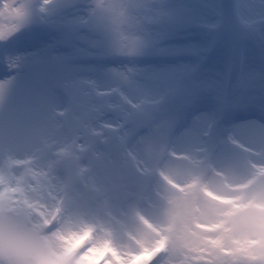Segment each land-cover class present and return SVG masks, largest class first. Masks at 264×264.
Wrapping results in <instances>:
<instances>
[{
  "label": "rangeland",
  "instance_id": "obj_1",
  "mask_svg": "<svg viewBox=\"0 0 264 264\" xmlns=\"http://www.w3.org/2000/svg\"><path fill=\"white\" fill-rule=\"evenodd\" d=\"M211 1L206 10L204 6L209 0H152L154 14L158 12L160 15L148 26L145 45L136 54L124 56L132 59L163 54L200 57L207 47L205 43L209 41V34L203 32L207 35L206 41L198 50L186 48L183 46L186 43L180 38L201 31L200 25H216L217 5L215 0ZM12 2L9 0V3ZM17 2L26 6L28 18L20 22L17 29L6 14L0 20V46L13 35L33 26L44 27L48 31L41 37L45 39L41 43L43 47L37 48L36 42L40 40H34L10 54L0 75V100L17 103L15 109L28 117L25 123L11 115L9 107L0 108V186L3 185L5 165L19 163L23 158L34 159L32 171L22 172L28 181L18 187L14 182L10 183L14 195L8 197L6 204L22 201L25 212L30 211L35 216L17 215L4 204L0 206V224L39 240L49 255L55 257L57 264L79 262L77 256L69 261L66 249L77 243L80 234L86 230L94 231L97 241L110 239L117 247L126 249L137 241L147 239L149 230L156 232L168 225L170 220L180 217L184 198L176 197V202H173L176 206L171 205L170 208L168 190L172 188L152 174L151 167L158 153H155L157 149L154 153L153 148L148 149L149 135L161 133V142L164 141L181 115L192 116L193 111L203 108L201 104L209 102L208 98L215 99L217 107L214 115L219 110L226 113V117L221 116L226 118L224 123L245 113L264 116V18L252 17L258 0H228L230 10L220 21V26H216L220 38L217 41L218 51L203 69L193 63L183 67L152 69L127 64L117 70H109L104 64L91 66L79 62L88 58L121 55L116 51L128 45L124 37L133 31L132 20L126 10L135 8L138 0H52L49 4H45L44 0ZM90 3L106 14L110 24L108 34L85 27L84 21L89 20ZM246 5L252 11L245 15L241 8ZM208 10H211L212 16H206ZM170 38H179V41L169 48L167 40ZM241 41L249 44L245 69L231 97L222 101L221 71L226 53L236 56L238 45L244 44ZM173 70H178V81L167 88L165 85L169 81L160 75L170 74ZM212 74L217 78L216 94L208 90ZM12 87L16 89L11 91ZM104 91L109 93L103 95ZM83 107L89 111V117L82 115ZM200 113L190 120L182 136L193 131L196 140L200 141L199 135L206 124V115L202 111ZM104 116L105 119L102 118ZM87 122L91 123L93 134L102 131V136L91 133L92 138L86 137ZM198 122L201 123L197 125L202 126L194 131ZM139 130L145 131L136 136ZM183 141L184 137L181 141L177 139L171 158L161 170L166 176L164 181L170 180L172 185L188 183L193 175L182 176L183 168L177 162L183 159L176 160L177 156H188L189 163L199 165L198 174L203 171L205 155L201 156L198 152L203 145L188 143L185 147L182 146ZM122 144L127 145V152L121 151ZM193 145L196 156L190 155ZM77 158L83 159L81 166L75 164ZM54 165L57 168L52 171ZM132 167L137 172L146 171L147 175L140 177ZM86 169L91 176L88 177L87 187L80 188L76 183L77 176ZM114 170L116 177L112 176ZM149 178L159 183H154L148 195L143 197L142 185ZM245 178L246 175L235 182H242ZM67 186L71 199L67 202L66 213L57 231L50 233L61 235L62 241L52 239L54 236L50 234L41 239L38 234L45 231L41 230L44 224L51 223L58 196ZM248 197L250 195L245 200ZM169 209L172 214H169ZM36 216L40 218L39 222ZM139 216L146 227L139 223ZM211 219H221V216L208 220ZM250 220L260 230L256 231L253 225L252 229H243L239 235L250 234L258 239L264 234V217L250 216ZM232 223L228 222V229L233 226ZM223 243L229 246L224 240ZM258 250L264 255L262 249ZM97 255L93 253L86 264H96ZM162 264H169V257H165Z\"/></svg>",
  "mask_w": 264,
  "mask_h": 264
},
{
  "label": "snow or ice",
  "instance_id": "obj_2",
  "mask_svg": "<svg viewBox=\"0 0 264 264\" xmlns=\"http://www.w3.org/2000/svg\"><path fill=\"white\" fill-rule=\"evenodd\" d=\"M52 0H44L45 4ZM152 0H138L135 8L127 9L126 14L132 20L133 31L124 37L128 41L125 48L116 51L121 55H134L145 45V33L148 26L155 22L159 13L153 12ZM43 11V8H39ZM6 14L12 20V25L17 29L20 22L28 18L29 13L26 6L13 0H0V20ZM89 20L84 21L85 27L101 34L109 33L110 24L106 14L98 10L90 3L88 8ZM12 26V27H13ZM10 27V28H12ZM141 87L140 85H135ZM163 102V98H161ZM206 143L198 152L203 153L208 158H216L226 151L228 146L240 147L233 133L229 132L219 142H212L209 134H206ZM216 175H223L217 171ZM3 186H0L2 188ZM179 187L185 190L187 200L181 210L180 217L173 219L163 228H158L156 232H150L147 239L135 242L132 246L121 249L114 245L110 239L97 241L94 231L87 232L86 239L74 249H66V254H75L79 264H86L88 258L93 253H97L96 264H154L161 255L169 257V264H264V255L260 254L258 248L250 249L247 241L252 240L258 245L254 237L250 234H242L231 237V244L226 246L223 243L224 233L228 232V221L222 219H204L202 213L197 208V201L192 198L191 193L200 191L199 177L197 176L188 184H180ZM218 200L227 199L226 194L211 193ZM9 211L17 215H33L25 212L22 201L14 204L9 201L4 205ZM171 208V205L169 206ZM39 222L40 218L35 217ZM57 227L54 221L48 228L54 231ZM82 237L85 233L80 234ZM102 253V254H101Z\"/></svg>",
  "mask_w": 264,
  "mask_h": 264
},
{
  "label": "bare ground",
  "instance_id": "obj_3",
  "mask_svg": "<svg viewBox=\"0 0 264 264\" xmlns=\"http://www.w3.org/2000/svg\"><path fill=\"white\" fill-rule=\"evenodd\" d=\"M210 1L211 0H209V2H207V5L204 6L206 8V10L210 6ZM211 7H212V3H211ZM214 8H215V5H214ZM211 10H213V7H212ZM211 10L206 11V16H212ZM241 10L243 11V13H245V15L248 14V13H251V11H252L251 8H247V5L245 7L242 6ZM256 15L258 16V18H262V19L264 18V0H258V2H256L255 11L252 12V17H254V16L256 17ZM202 42H203V39H196L195 38L194 41H192L191 43H187V44H185L183 46H186V48H188V49L189 48L197 49L198 47H200L202 45ZM172 46L173 45H171L169 47H172ZM40 47H43V45L41 43L40 44L38 43L37 48H40ZM181 47H182V45H181ZM169 67L176 68V66H169ZM109 70H113V69H109ZM169 73L171 75L167 74V73H163L162 75H160V77L167 78V80L169 81L168 83L166 82L167 84L165 85V87H167V88H170L172 84H176L177 81H178L177 77H179L178 70H173V71H170ZM104 78H107V77L105 76ZM10 89L12 91V90H14L16 88L12 87ZM208 89L210 91H213L214 93H217V80L216 79L211 80L210 87ZM202 90H205V88L202 89ZM16 106H17V103L16 104L13 103L12 100L5 101V102L0 100V108L1 107H3V108L9 107L8 109H10V114L11 115L14 114L15 118H17L18 120H24V122L26 123L28 117L23 116L21 112H19L17 109H15ZM83 113L87 117L90 116L89 111L87 109H85V107H83ZM199 123H201V122L196 123L194 127H196L197 124H199ZM244 124L245 125L241 124L240 126H238L237 130H233V133L235 132L236 135L239 136V137H243L242 135H246V136H251L252 137V136H254L256 134L264 132V127L262 125L256 123V122L248 121V122H246ZM88 127H89V124H88ZM161 136H162V134L158 133V132L156 134H153V136L149 135L148 137H150L149 139L151 141H150V143H148L149 144L148 145V149L150 147L153 148V149H157V145L159 143V139L161 138ZM183 137H184V141L182 142V146L186 147V145L188 143H190V142H194V143L197 142L196 139H195V135H194L193 131L190 134H188L186 137L182 136V134L178 135V141H181V139H183ZM247 139H250V138L247 137ZM238 156L239 155L235 154V151H233L230 148H227L226 151H224L222 155H218L215 158V163H217V161H218L221 164V166L226 168L229 171V173H230L232 171H235L236 168L241 167V163H240V160H239ZM184 168H185L184 169L185 174H188V173L192 172L195 169V167H193V166H191V168H190V166H186ZM120 175H124V174L121 173ZM112 176H114V177L117 176V175L115 176V170H114V174H112ZM168 194L172 195L171 192H168ZM215 210L217 211V209H215L213 207H208V208L205 209V214L209 213L208 215H212V214H214ZM170 212H171V210L169 209V213Z\"/></svg>",
  "mask_w": 264,
  "mask_h": 264
},
{
  "label": "clouds",
  "instance_id": "obj_4",
  "mask_svg": "<svg viewBox=\"0 0 264 264\" xmlns=\"http://www.w3.org/2000/svg\"><path fill=\"white\" fill-rule=\"evenodd\" d=\"M0 264H57L42 243L0 224Z\"/></svg>",
  "mask_w": 264,
  "mask_h": 264
}]
</instances>
